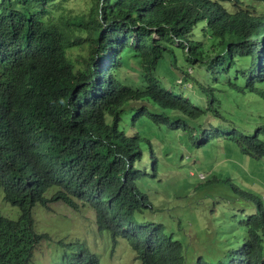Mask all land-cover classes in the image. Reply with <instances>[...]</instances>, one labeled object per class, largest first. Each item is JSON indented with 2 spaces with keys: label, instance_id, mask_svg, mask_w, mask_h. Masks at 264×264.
Masks as SVG:
<instances>
[{
  "label": "trees",
  "instance_id": "trees-1",
  "mask_svg": "<svg viewBox=\"0 0 264 264\" xmlns=\"http://www.w3.org/2000/svg\"><path fill=\"white\" fill-rule=\"evenodd\" d=\"M243 7V0H0V202L17 212H0V264L34 263L44 237L35 209L62 201L77 210V199L114 245L126 239L139 264H264L260 199L253 212L242 209L239 224H224L238 240L228 233L222 243L231 246L220 256L186 263V236L174 234L139 186L159 173L152 143L140 135L144 123L181 131L198 146L232 140L264 158V41ZM26 79L39 92L21 105L23 124L9 115L13 102L3 92ZM32 143L43 148L33 161ZM66 243L51 249L52 264H102L86 244Z\"/></svg>",
  "mask_w": 264,
  "mask_h": 264
},
{
  "label": "rangeland",
  "instance_id": "rangeland-1",
  "mask_svg": "<svg viewBox=\"0 0 264 264\" xmlns=\"http://www.w3.org/2000/svg\"><path fill=\"white\" fill-rule=\"evenodd\" d=\"M141 132L152 143L159 159V173L139 186L149 194L157 213L168 218L174 234L186 236L185 260L191 253L206 254L207 260L220 256L231 246L222 243L228 233L232 241L238 240L230 231L223 232L224 224H239L242 209L253 212V203L259 199L264 205V158L242 152L234 141L225 138L198 146L181 131L154 123L142 124ZM147 149L144 141V151ZM235 185L254 197L244 199ZM0 212L11 218L17 215L8 209L7 202H0ZM34 215L49 238L35 249L37 261L31 260V264H52L50 252L61 236L75 241L82 238L102 264H139L138 259H132L134 252L126 239L120 238L114 245L112 239L95 230L91 211L83 206L73 210L62 201H51L47 206H38ZM42 224L37 227L41 229ZM208 254L213 256L207 257Z\"/></svg>",
  "mask_w": 264,
  "mask_h": 264
},
{
  "label": "clouds",
  "instance_id": "clouds-1",
  "mask_svg": "<svg viewBox=\"0 0 264 264\" xmlns=\"http://www.w3.org/2000/svg\"><path fill=\"white\" fill-rule=\"evenodd\" d=\"M243 5H244L243 11H244L245 17L248 20L251 21V25H252L254 34L261 41H264V0H243ZM38 92L39 91H37L36 85L32 81H29L27 79H26V82L24 84H22L20 82V80H19L18 81V85L15 84L11 89L3 92V95H4V98H5L6 102H8V103L13 102V108H12V111L10 112L9 115L13 119H15L17 122L26 124V117H25V115H24V113H23V111L21 109V105L24 102L28 101L33 96H37ZM42 149H43L42 148V143H32V144H30L28 146V148L26 149V153L28 155V158L31 161L35 160L41 154ZM23 165H24V163H23ZM77 202H78V208L79 209H80L81 206H83V207H85V208H87V209H89L91 211V215L93 217V226H94L95 230L100 232L102 234V236L104 237L105 234H103L101 231H99L97 226H96L94 210L91 209L90 207H88L86 204H83L78 199H77ZM34 213L35 212H33V221H34L35 230L38 233L44 234V237L40 240V242L37 245L39 247L41 241L46 240V239L49 238V234H48L47 231L42 230L44 225L42 223H40V222H37ZM147 217H150V216H147ZM38 224H42V228L41 229H39L37 227ZM81 239L82 238H80V240H79V238H78L77 241L86 244ZM68 241H75V239H67L64 236L57 237V240L54 242V246L55 245L57 246V245H59L61 243L63 245H66L67 244L66 242H68ZM88 249H89V247H88ZM89 251H91V250L89 249ZM185 251H186V244H185ZM91 252H93V251H91ZM93 253L96 254L95 252H93ZM195 256H193V254L191 253V257L189 259H187V260L190 261ZM132 259L134 260L135 257L133 256ZM187 260H185V261H187ZM34 263H35V257H34Z\"/></svg>",
  "mask_w": 264,
  "mask_h": 264
}]
</instances>
